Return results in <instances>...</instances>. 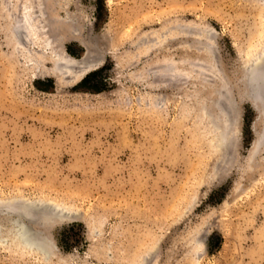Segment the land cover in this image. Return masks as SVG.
I'll use <instances>...</instances> for the list:
<instances>
[{
    "label": "rangeland",
    "instance_id": "obj_1",
    "mask_svg": "<svg viewBox=\"0 0 264 264\" xmlns=\"http://www.w3.org/2000/svg\"><path fill=\"white\" fill-rule=\"evenodd\" d=\"M43 10L51 36L15 44L8 25ZM81 41L102 65L56 85L50 61ZM262 43L264 0H0V202L60 217L26 221L47 258L0 243V264H264V120L243 82Z\"/></svg>",
    "mask_w": 264,
    "mask_h": 264
},
{
    "label": "bare ground",
    "instance_id": "obj_2",
    "mask_svg": "<svg viewBox=\"0 0 264 264\" xmlns=\"http://www.w3.org/2000/svg\"><path fill=\"white\" fill-rule=\"evenodd\" d=\"M36 11L39 12L40 9ZM46 13L47 12H44V14L47 15V18L45 17V19L41 20L37 18L38 22H31L28 15H26L27 22L24 20V25H20L21 23L19 24L16 21H13L12 24H9L8 28L11 30L10 32L13 34V37L17 39L22 34L21 37L24 39L22 40L20 37L19 39L21 42H19L20 40H17L15 44H20V47H24L25 38L23 34L26 36L28 34L27 30H29L30 34L31 32L34 33L40 28V26H45L46 33L50 34L51 36L54 29L53 25L55 20H53L52 11L48 12L47 14ZM38 15L40 16L39 13ZM38 15H36V17ZM27 39L29 43L38 45L37 41H34L32 38ZM81 44L85 46L86 50V55L82 59H77L74 62L72 61L74 59L70 58L69 54L65 52L67 60L63 59L64 61L57 62L52 59L53 61H50L52 63V69L49 70L48 73L55 78L56 85L68 86L74 84L86 74L102 65L104 55L100 52H92L90 45L84 41H81ZM64 63V68L66 69H64L62 66L63 70H61L62 72L59 74L57 69L61 67L60 64ZM246 64L248 67L244 71L243 82L247 89V96H250L253 99L254 103L252 105L258 111V119L261 120L262 118L264 120V43L260 45V49H258L253 54L251 60ZM61 75L65 77L62 78L65 80L63 81L64 84L61 82L62 80L59 81L58 79V77ZM262 143L264 144V128L257 133L255 142L253 143V148L262 145ZM221 144L223 145V143ZM221 144H219V146H222ZM16 200L13 203H7L6 201L0 202V213L2 214V219L4 221H0V243H3L2 245L7 244V247L8 245H14V247L21 249L20 251H22V249H28L34 252H39L41 255H45L47 258V256L53 251L51 240L48 239V237L44 234L40 233V231H38L35 227H32V225H45L48 222H52L55 217L60 218L57 217L58 209L56 206H53V204L51 206V204L41 201L31 202L22 198L20 200L17 198ZM62 213L63 212H61V214ZM62 218L63 216L61 219ZM28 220L32 222V225L26 223ZM57 220L58 219H56V221Z\"/></svg>",
    "mask_w": 264,
    "mask_h": 264
},
{
    "label": "trees",
    "instance_id": "obj_3",
    "mask_svg": "<svg viewBox=\"0 0 264 264\" xmlns=\"http://www.w3.org/2000/svg\"><path fill=\"white\" fill-rule=\"evenodd\" d=\"M91 76L90 75H87L80 83H85L88 81V79L90 78ZM78 85V84H77Z\"/></svg>",
    "mask_w": 264,
    "mask_h": 264
},
{
    "label": "water",
    "instance_id": "obj_4",
    "mask_svg": "<svg viewBox=\"0 0 264 264\" xmlns=\"http://www.w3.org/2000/svg\"><path fill=\"white\" fill-rule=\"evenodd\" d=\"M85 55H86V51H85L84 55L82 56V58H83ZM82 58H81V59H82Z\"/></svg>",
    "mask_w": 264,
    "mask_h": 264
}]
</instances>
